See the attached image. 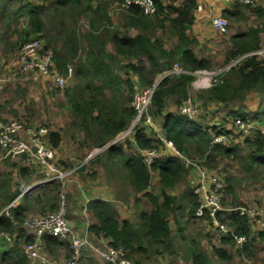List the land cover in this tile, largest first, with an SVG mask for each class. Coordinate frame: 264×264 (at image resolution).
<instances>
[{"label": "trees", "instance_id": "trees-1", "mask_svg": "<svg viewBox=\"0 0 264 264\" xmlns=\"http://www.w3.org/2000/svg\"><path fill=\"white\" fill-rule=\"evenodd\" d=\"M19 1L21 4V0ZM33 0L27 4L32 3ZM50 1L64 18V12L67 8L73 10L78 9L85 0H42ZM125 0H99L96 7L89 2L85 7V11L93 14L92 29L89 32L87 40L90 49L87 52L85 64L77 68L75 72L76 78L86 80L83 90H92L88 96L79 99L78 95L74 97L73 113L77 123L86 129L90 123L97 124L102 132L98 134V142L101 146L107 144L111 139L124 131L135 117V111L130 109H119L118 105H114L109 112L107 105L97 96L104 93V89L110 86L114 79V86L118 83L119 77L113 73L107 60L112 56L105 51V43L107 40L113 42L116 53L127 59H136V63H128L126 68L130 75H136L143 86H151L155 83V75L161 74L179 64L182 68L195 72L198 70L210 69V63L206 60L199 59L194 51L193 45L195 41L191 39L187 33L190 23L193 21L194 10L198 6V0H171L172 4L163 5L161 0H154L157 5V13L153 16L144 14L139 7H132L129 11V24L132 27L143 31L134 38L119 37L111 31H105L103 35L98 36V26L101 21L109 22V6L114 2H123ZM263 0H257L254 7L243 6L239 3L235 5L233 10H225L224 14L231 20H238L241 9L240 7L251 8L263 22L256 28L249 29L246 33H237L232 37L234 47L227 54L226 62L238 58L240 55L249 51L257 50L261 47L264 39V7L260 3ZM177 2L178 4H174ZM40 7L33 8L29 13L28 26L30 32H26L27 38H40L39 35L44 32V22ZM177 14V17H172ZM98 15V16H97ZM96 16V17H95ZM101 19L98 20L97 18ZM159 29L168 30L172 36L176 37L177 43L171 48L164 47V39L157 36ZM65 36V37H64ZM62 37V45L59 50H53L55 53V67L62 74L69 72L68 60L75 59L78 56L79 46L78 37L74 29L68 30L67 35ZM30 39V40H31ZM29 41V40H28ZM46 48H51V42L48 41ZM52 49V48H51ZM146 59L150 64V68H146L143 60ZM229 73L230 80L227 79ZM222 83L215 84L208 92V99L227 103L238 97L239 94L261 92L264 94V60L258 57H249L233 67L222 77ZM237 80V83L233 82ZM195 80L193 75L183 74L177 77H166L157 86L150 113L154 118L162 120L161 129L165 138L172 143L175 149L192 157L201 155L204 159V168L210 170L211 165L218 163L221 159H233L238 155L239 143L234 140L229 144H214V134L218 129L216 126H205L197 124L186 116L177 112L167 111V101L171 96L175 97L173 103L179 105L181 101L188 95V89ZM100 82V86H96L95 82ZM98 112L95 115V112ZM264 115V113H262ZM264 121V118L262 119ZM261 120L258 122L261 123ZM262 121V122H263ZM264 124V123H263ZM240 136H237V138ZM132 138L139 152L126 156L120 145L114 146L109 152L114 151L118 155L117 163L124 166L127 170L129 184L138 193L148 196L154 205V209L150 213L143 212L141 214V229H138L134 223L128 219H118L117 212L106 201L93 200L89 203V209L96 218L97 223L92 225L90 229L97 234H102L108 241V244L114 248L123 247L127 252L126 257L130 258L131 253L142 252L147 253L148 249L139 244L142 238L148 239L150 243L163 244L168 246L171 237V225L169 216L175 211L177 196L172 193V189L181 182L188 174L183 162L179 161L174 154H166L155 160L151 166H147L143 161V153L148 149H159L163 143L150 137L143 128H137ZM51 148L58 147L62 141L61 134L57 131L50 132L49 137ZM250 146L248 151L247 163L252 167H264V141L259 134H256L254 140L249 138L245 141ZM193 158V157H192ZM202 164V163H201ZM248 169V168H247ZM159 171L161 183V197L152 195L149 191L152 183V172ZM23 175L26 169H21ZM226 184L224 191H230L231 181L225 179ZM56 194L59 192V185L54 183ZM58 195V194H57ZM56 195V197H57ZM185 202L189 207V212L196 217L195 213L199 206V197L194 193L193 188L188 187L183 193ZM14 200L13 196L7 198V203ZM56 201V198H54ZM56 202H54L55 205ZM56 206V205H55ZM52 206V210L56 207ZM14 219L21 220L24 210L21 206L12 208ZM220 219L226 222L237 234L247 237L244 249L249 252V238L251 235V223L243 216L232 212L229 217ZM204 220H208L205 217ZM209 221V220H208ZM210 222V221H209ZM212 224V223H211ZM13 225L11 220L5 215L0 216V230L12 231ZM49 243H57V238L45 236ZM222 242L225 244L233 243L234 239L230 235H222ZM216 256L224 261H230L231 256L227 250L222 247L213 248ZM5 256V254H4ZM3 256V258H5ZM192 264H213L210 256L197 243H192L191 247ZM25 258H18L11 264H24ZM3 261V260H2Z\"/></svg>", "mask_w": 264, "mask_h": 264}, {"label": "rangeland", "instance_id": "rangeland-1", "mask_svg": "<svg viewBox=\"0 0 264 264\" xmlns=\"http://www.w3.org/2000/svg\"><path fill=\"white\" fill-rule=\"evenodd\" d=\"M97 1L99 0H85L78 9L71 10L67 8L68 11L64 12V18H61L60 15L62 14L57 10L53 2L35 0L34 2L25 5L34 8L40 7L39 11L42 12L44 32L43 34L39 35V37H41L45 44L50 41L51 48L53 50H59L62 45V37L65 34L67 35L68 30L74 29L78 37V56L75 59L68 60L69 72L66 75L63 74L66 79L65 86L63 88H55L53 91L49 90L47 85L40 83L41 78L35 79L33 75L15 76L18 67L12 68L10 66L7 68L8 70H5L6 65L11 63L12 57L10 56L11 54H9L10 46L7 45L4 47L3 40L1 39L4 31H7V29L4 28L6 23L0 20V54L2 55V58L0 57V63L2 61L4 62L5 60L2 66L0 64V79L2 81H0V99H11V101L7 103L10 107L7 114H10L11 116L9 115V118H4L0 111V117L3 120L9 121L16 119L24 122L26 125L38 126L39 128L46 127L50 132L53 130L60 131L66 141H70V137L74 136L75 138L72 137L73 141L76 143L84 142L87 145H90L92 150L105 147L108 143H111L113 140L115 141L119 137L118 134L107 144L101 146L98 142V134H90V136L88 135V132L86 134L84 127L82 128V126L79 124L81 121L78 120L79 123H77L73 113V103L74 97L76 95H78V98L81 100L90 93L91 95H94L92 93L94 88L85 91L83 90L85 87V81L82 80V77L76 78L75 72L79 67L80 62L86 59L87 52L90 49V41L87 40V37L92 29V20L94 18L90 11H85V7L90 2L95 8ZM14 2L15 3L10 4L11 6H9L12 11L16 10L20 6H23V4H21L19 1ZM260 3L264 6V0L260 1ZM3 6L4 3L2 0H0V11L1 9L3 11ZM242 9L247 15L245 21L238 22L236 20H231L228 17L230 24L226 34H229V31H233L234 29H236V31H241L244 29L247 30L252 26L258 27L263 22V19H261L251 8L243 7ZM108 10L110 11L108 14L110 15V21L107 22V25L106 21H101L99 23L98 31L96 32L98 36L103 35L105 31H111V33L117 32V20H119V22H125V24H127V19L129 20L127 17L129 15L128 12H117L115 11L113 5L109 6ZM97 19L100 20L101 18L98 17ZM7 23H9L12 27H17L19 24L16 21L14 23L12 19L8 20ZM226 34L224 33V35ZM157 36L166 39L167 30L159 29L157 31ZM34 38H37V36ZM111 44L112 43H109V46L107 44V49L109 48L110 50H113ZM263 45L264 42L261 46ZM3 49L5 51L4 53H2ZM211 57L213 59V63H211L212 67L211 69L206 70L210 73L224 71L231 63H227L225 61L222 52H219V50H215L214 53L211 54ZM110 64L113 73L119 77L118 83L114 86L113 79L112 84L105 87L104 93L101 95L99 94L97 97L107 105L109 112L112 110V107L114 108V105H118L120 110L130 109L132 108L134 85L143 86V84L139 79H135L130 76L127 71L129 69H125L121 65V61L118 57L114 56V59L110 60ZM226 72L227 71H225L224 74ZM163 75V73L156 74L155 81L157 80L161 82V77ZM226 76L227 79L230 80L229 73ZM233 82L237 83V80L233 79ZM95 83L96 86L101 85L100 82ZM211 88L212 87L197 92L192 87H189L188 94H190L193 99H196V101H201V105H199L202 107V113L200 117L194 121H196V123L202 127L216 126L218 129L225 128L227 124L232 125V120L235 118V115L242 114L243 108L246 107V104L244 103L245 101L243 102L242 94H239V96L234 98L233 101L224 103L225 105L219 104L217 106V110H209L207 108L206 102L209 101L207 100V92ZM174 100L175 97L171 96L170 99H168V101L171 103L167 101V104L174 106L172 103ZM11 111H15L16 113H13V115L11 114ZM96 113L98 112L96 111ZM223 115L225 118H222ZM154 119L157 126L162 125L161 119ZM257 120H261V117H258ZM89 125L92 128L98 126L94 123H90ZM241 138L242 141L236 143L238 144L237 147L239 148L238 155L233 159L218 160V163L211 165L209 171L215 173L223 180L230 179L231 181L230 191L228 192L225 190L223 192L222 204L224 208L228 209L238 206L252 207L259 210L262 218L264 219V167H252L247 163L246 159L248 158L247 156L250 146L245 142L247 138ZM132 139V136L127 137L125 140L118 141L116 144H114V146L129 145ZM249 140L252 141L254 138H249ZM157 151L163 153L167 150L164 146L160 145ZM190 155L193 157L190 158L202 163V165L204 164V156L202 157L201 155H194V152H190ZM30 166L31 169L40 171L39 167L28 164L22 160L19 161L18 158L8 156L3 150L0 149V214L6 209L8 205L13 203H7L6 201L7 198L15 192L18 194L26 191L27 193L31 194L30 198L33 197L34 199V201L30 200V204L27 203V207H29L27 214L21 218V220L15 219L19 222V224L25 221H32L38 216L42 217L48 213L58 211L61 208L63 201L65 210H68V199L66 198V192L60 187L57 195L55 191V185L52 186V189H47V187L45 189H39L40 186L43 185L42 182L45 180H43L42 176L37 172L36 175L35 171L29 175L31 179L34 176H38L40 178V181L37 182V184L23 185L26 183V179H20V176L18 175L19 169L21 167ZM123 171L125 170L121 164L114 165V192L116 195L118 194L117 196L120 200L117 203L123 208L131 220L134 221V225L138 229H141L139 228L141 224V215H139L138 211L133 214V211L131 210H138V207H133L130 198L125 194V192L130 189V184ZM159 181L160 179L155 174L153 177V182L151 183V192L152 195L161 197V185H159ZM185 185L187 186V184L182 180L175 186L174 189H172V191L177 194V201L175 211L169 216L172 233L168 246L150 243L148 239L142 238L139 240V244H143V246L148 249V252L131 253L129 259L140 264H192L191 247L192 243H197L210 256L213 264H264V234L258 229V227L251 224L252 229L248 242L250 244L249 252L244 249V245L241 246L235 241L228 244L223 243L221 233L213 227L211 222L208 220L197 219L190 214L189 207L183 198V187ZM62 194L65 195L64 198L62 197ZM56 195L59 204L58 209H43L42 205H47L48 199L50 197L56 198ZM41 196L42 198H40ZM43 200L47 202L45 203ZM146 202L148 203V207H146V204H141V208H143V210L153 207L149 199H147ZM40 209L44 211L43 213L39 214L38 212ZM230 214L231 212L225 210L222 212L221 217L227 218L230 216ZM118 218L122 220L120 215ZM12 228L13 230L11 232L16 233L17 239L15 240L14 244L8 245L3 243L0 245V264H11L12 262L17 261L18 258H25L26 260L24 264H64V262L71 257L72 247L70 239L65 241H60L57 239L58 241L56 242L58 246L53 248V246H48L46 237H44L41 243L42 259L36 261L29 259L25 256L24 251L34 242L35 230L33 228H23L21 230V225L14 226ZM73 230L77 235H85L80 234L75 229ZM215 246L222 247L227 250L231 256L230 261H224L218 258L213 250ZM53 250H55V252ZM3 256L5 258H3ZM83 263L108 264L102 257H94L93 259L91 258L88 260H83L82 264Z\"/></svg>", "mask_w": 264, "mask_h": 264}, {"label": "built area", "instance_id": "built-area-1", "mask_svg": "<svg viewBox=\"0 0 264 264\" xmlns=\"http://www.w3.org/2000/svg\"><path fill=\"white\" fill-rule=\"evenodd\" d=\"M30 1L31 0H21L22 4H27ZM222 1L224 3L236 2L240 5L250 7H254L257 4V0ZM113 7L117 12H128L132 7H139L146 15L153 16L157 13V5L154 0H125L121 3L114 2ZM202 8V5H198L196 10L201 11ZM229 24V19L224 15L214 16L212 19L213 27L220 33H226ZM18 57L19 64L15 76L33 75L35 79L45 78L56 89L65 86V77L55 67V53L53 49L46 48L42 39L34 38L23 43L19 48ZM249 57H258L264 60V45L257 50L240 55L232 61L224 71L217 73H210L206 70L190 72L182 68L179 64H176L173 69L166 71L164 76L177 77L183 74L193 75L195 77V80L191 84L193 89L200 90L203 88H210L217 83H222L221 77L224 75L225 71L228 72ZM157 86L158 81L151 86L134 85L132 108L135 111V117L126 130L120 133L119 137L113 141L112 144L132 136L137 128L145 129L152 137L160 140L167 150L163 153L158 152L157 149L145 150L143 153V161L147 166H151L156 159L161 158L165 153L174 154L179 161L184 163L186 169L189 170V174L195 178L193 190L199 197V206L195 213L197 219L204 220L205 217H207L213 227L217 229L221 235H230L233 237L234 241L241 246L248 241L247 237L237 234L234 229L220 219V213L225 210L231 213L235 212L245 217L264 234V219L259 210L242 206L228 209L224 208L222 204L225 188L224 180L215 173L204 168L198 161L175 149L172 143L165 138L163 132L160 131L154 117H152L150 113ZM178 112L191 120H195L200 117L202 107L193 100L191 95H188L182 100ZM232 127V129L227 127L217 129L214 134V144H229L237 136L254 138L256 134H259L264 141V124L256 120L235 117L232 120ZM49 132V129L46 127L39 128L38 126L26 125L24 122L16 119L5 121L0 117V149L8 156L21 159L28 164L39 167L44 174L45 181H60L64 187L68 182L74 181V175L84 164L75 165L70 169L59 168L56 164L54 150L49 144ZM106 148L107 146L96 149L94 153L90 154L89 158L103 152ZM62 197L64 198L65 195L62 194ZM12 208H14L13 203L8 205L0 216L5 215L8 217L13 227L21 225V230L23 228H33L35 230L34 242L24 251L25 256L29 259L35 261L42 259L41 243L46 235L55 236L60 241H65L67 239L71 240V257L65 261L64 264H80L83 251L87 247H92L88 235H77L69 224L66 217L64 201L58 211L48 213L42 217H37L32 221H25L21 224L13 218ZM16 239V233L0 230V245L3 243L8 245L14 244ZM96 251L108 264H140L127 258V252L123 247L114 248L108 244L103 249H96Z\"/></svg>", "mask_w": 264, "mask_h": 264}, {"label": "crops", "instance_id": "crops-1", "mask_svg": "<svg viewBox=\"0 0 264 264\" xmlns=\"http://www.w3.org/2000/svg\"><path fill=\"white\" fill-rule=\"evenodd\" d=\"M2 1L4 3V6H3L4 9L3 11L2 9L0 11V20L6 23L4 28L7 29V31L3 30L4 33L2 32L3 35L1 39L3 40L4 47L7 45L10 46L9 54H11L10 56L12 57L11 63H8V65H6L5 67V70H8L7 68H9L10 66L12 68L18 67L17 64H19V60H18L19 59L18 57L19 48L23 43L31 39V38H27L25 36V33L30 32L31 30L28 26V18H29V13L33 10L34 7L25 6L28 4H23V6H20L16 10L12 11V9L9 6H11L10 4L15 3L14 1L16 0H2ZM34 1L35 0H33L32 2ZM161 3L165 6L172 4L171 0H161ZM174 4L176 5L178 3L175 2ZM236 4L238 3L236 2L224 3L222 0H198V5H202L203 8L201 11H197L196 9L194 10L193 21L192 23L189 24L187 33L189 37L195 41L193 48H194V51L197 57L199 59L208 61L210 63V69L212 67L211 63H213L211 54H213L215 50H219V52H222V55L226 61L228 52L232 50V48L234 47L233 42H232V37L235 36L237 33H246L249 29L253 27L256 28V26H252V27H249V29L247 30L244 29L241 31H236V29H234L233 31L235 32L229 31V34L225 33L226 35H224V33L218 32L213 27L212 25L213 17L218 16V15L225 16L224 11L233 10ZM242 8L243 7H240L242 12L237 20L238 22L245 21L246 16H247L244 13ZM127 17H129V15ZM173 17H177V14H174ZM11 19L14 23L15 21L19 23L17 27H12L9 23H7V21ZM109 19H110V15H109ZM116 24H117V27H116L117 32H114V33L117 34L121 38L123 37L134 38L139 33L143 32L139 30L138 28L132 27L129 24L128 19H127V24H125V22H119V20L116 21ZM263 42H264V39L262 40L261 45ZM109 43H112L111 45H112L113 50H110L109 48L107 49L106 46L107 44L109 46ZM176 43H177L176 37L172 36L171 33L167 30V37L166 39H164V47L169 49L173 47ZM105 44H106L105 51L112 56L110 60H113L114 56L118 57L121 61V65L125 69L128 63L137 62L136 59H127V58H124L122 55L117 54L116 48L113 42H111L110 40H107ZM4 52L5 51L3 49L2 53ZM0 57L2 58L1 54H0ZM110 60H107L106 62L112 70ZM4 62L2 61L0 63L1 66L2 64H4ZM143 62H144L145 67L149 69L150 64L147 62V60L144 59ZM84 64H85V59L82 60V62H80L79 67H81V65H84ZM68 67H69V62H68ZM165 72H163V74ZM130 76H132L135 79H138L136 75L135 76L130 75ZM164 79L165 78L163 75L161 77V80L163 81ZM82 80L85 81L86 83L85 79H82ZM40 83L47 85L49 90L53 91L55 89L52 86V84L45 78H41ZM206 89L207 88H203L200 90H206ZM200 90H195V91L199 92ZM242 96H243V102L245 101L244 103L246 104V107L243 108L242 114H237L235 115V117H243L245 119H251V120L253 119L256 121H259L257 120L258 117H261V119L262 117L264 118V115H262V113H264V94H262L261 92H253V93H247ZM193 100L197 104L201 105L200 103L201 101H196V99H193ZM9 101H11V99H5V98L3 100L0 99V111H1V115L4 118H9V115H10V114H7L8 110L10 109L9 104H7ZM168 102L171 103L170 101ZM206 103H207V108L209 110H217L218 108L217 106L219 104L225 105L224 103H221L219 101H213V100L207 101ZM178 108H179V105L177 106L174 104V106H172V105L167 104L168 112H177ZM11 112H12L11 114L16 113L15 111H11ZM95 115H97V113ZM222 118H225L224 115L222 116ZM261 123L263 124L264 121L262 122L261 120ZM160 126H158V128ZM226 127L229 129L233 128L231 124H227ZM84 130L86 134L88 132L89 136L90 134H95V133L100 134L102 132L100 127L96 126L95 128H92L90 127V125L88 126V129L84 127ZM53 131H57V130H53ZM160 131L163 132L162 129H160ZM57 132H59L62 137V141L60 142L59 146L53 148L57 166L61 169H70L71 167L78 165V164H84V165L74 175V181L68 182L66 186L63 187L60 181H44L42 182L43 185L40 186L39 189H45L46 187L47 189L48 188L52 189V186H54V183H56L59 185V188L61 187V189L66 192V196H67L66 198L68 199V210L66 211L68 222L71 225V227L75 229L76 231H78L80 234H87L89 237V241L92 245V247H87L85 252L83 253V257L81 260V264H82L83 260H88L91 258L93 259L94 257L101 258L100 254L96 251V249H103L106 245H108L107 239L103 237L102 234H97L90 229L92 225L97 223L96 218L93 216L92 211L89 209V203L91 201L93 200L106 201L117 212L118 217L120 215L122 219H128L132 223L134 221L131 220V218L125 213L123 208L117 203L120 200L118 199V196H117L118 194L116 195L114 192V183H113L114 182V165L118 164L117 163L118 155L114 154V151L109 152L111 149L114 148V144L108 143V145L110 144L111 145L107 146V148L103 152H100L96 154L95 156L89 158L90 154L94 153L95 151V150H92L90 145H87L84 142L76 143L75 141L72 140L73 138H75L74 136L70 137V141H66L63 134L60 131H57ZM49 137H50V132L48 135V139ZM241 139H242L241 137H238V138L236 137L234 139V142H238V141L241 142L242 141ZM49 144H50V141H49ZM120 147L126 156L137 154L139 152L133 139L131 140V143L129 145H126V146L120 145ZM18 160L21 161L20 159ZM122 167L125 170L123 171L125 174V177L129 181L127 170L124 168V166ZM23 168L26 169L25 175H23L21 172V169ZM33 171H35V175H36V172L40 174L42 176V179L44 180V174L41 170L39 171V170L31 169V166L21 167L19 169L18 175L20 176L21 180L26 179V183L23 185L37 184V182L40 181V178L38 176H34L31 179L29 175ZM153 174L154 175L156 174L158 178L160 179L159 171L158 170L153 171L152 172V182H153V177H154ZM183 181L190 188H193L195 184L194 183L195 178L191 174H188L183 179ZM159 185H161L160 181H159ZM129 186H130L129 187L130 189L126 191L125 194L127 197L130 198V201L132 202L133 207H136V206L138 207V210L131 209L133 211V214L136 211H138L139 215H141L143 212H146V213L152 212V210L154 209L153 204H152L153 207L149 209L143 210V208H141V204H146V207H148V203L146 201L147 199H149V197L144 196L142 193L136 192L131 187V185ZM187 186L185 185L183 187V192H185V190L187 189ZM149 191L151 192V187ZM172 193L174 195H177L173 191ZM10 196L14 197V200L12 201L14 204V207H17V206L22 207V209L24 210V215H23L24 217L29 210V207H27V203L30 204L31 203L30 200L34 201L33 197H31L32 199L30 198L31 194L27 192L16 194L15 192ZM40 198H42V196ZM50 198L49 199L47 198L48 199L47 205H42L43 209L44 208L51 209L52 206L56 205L55 207L57 210L59 207L58 198L56 197V201H54V197L51 199ZM54 202H56L55 205H54ZM43 211L44 210L40 209L38 213L39 214L43 213ZM52 237H55V236H52ZM48 246L50 247L53 246V248H55L58 246V244L49 243ZM55 250L53 251L55 252Z\"/></svg>", "mask_w": 264, "mask_h": 264}, {"label": "clouds", "instance_id": "clouds-1", "mask_svg": "<svg viewBox=\"0 0 264 264\" xmlns=\"http://www.w3.org/2000/svg\"><path fill=\"white\" fill-rule=\"evenodd\" d=\"M172 69H173V68H172ZM164 78H166V76H164ZM155 82H156V81H155ZM159 84H160V81H158V85H159ZM191 84H192V83H191ZM191 87H192V86H191ZM119 135H120V134H119ZM148 135L151 137L150 134H148ZM113 141H114V140H113ZM113 141H112V142H113ZM112 142H111V144H112ZM111 144H110V145H111ZM114 144H116V143H114ZM110 145L107 144V146H110Z\"/></svg>", "mask_w": 264, "mask_h": 264}]
</instances>
